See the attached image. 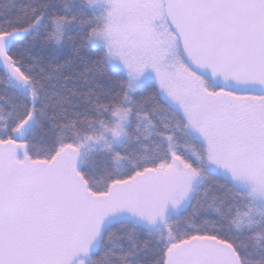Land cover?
<instances>
[{
    "label": "snow or ice",
    "instance_id": "snow-or-ice-1",
    "mask_svg": "<svg viewBox=\"0 0 264 264\" xmlns=\"http://www.w3.org/2000/svg\"><path fill=\"white\" fill-rule=\"evenodd\" d=\"M0 264H264V0L0 4Z\"/></svg>",
    "mask_w": 264,
    "mask_h": 264
},
{
    "label": "trees",
    "instance_id": "trees-1",
    "mask_svg": "<svg viewBox=\"0 0 264 264\" xmlns=\"http://www.w3.org/2000/svg\"><path fill=\"white\" fill-rule=\"evenodd\" d=\"M8 2H16L20 3L22 0H0V4L8 3Z\"/></svg>",
    "mask_w": 264,
    "mask_h": 264
}]
</instances>
